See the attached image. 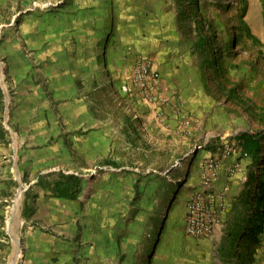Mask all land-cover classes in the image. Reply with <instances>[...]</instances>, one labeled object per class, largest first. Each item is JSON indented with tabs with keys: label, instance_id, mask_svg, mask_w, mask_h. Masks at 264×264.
<instances>
[{
	"label": "rangeland",
	"instance_id": "obj_1",
	"mask_svg": "<svg viewBox=\"0 0 264 264\" xmlns=\"http://www.w3.org/2000/svg\"><path fill=\"white\" fill-rule=\"evenodd\" d=\"M246 7L247 0H0V264H75V248L91 243V233L96 264H140L148 246H156L151 264H201L183 219L209 154L224 167L212 190L227 211L204 238L205 256L210 264H264V224L246 245L228 236L249 172L260 165L248 155L221 159L226 146L242 149L241 133L264 130V50L244 23ZM142 32L150 47L158 41L167 88L177 93L172 109L156 112L121 88ZM145 56L160 69L158 54ZM153 170L169 190L141 202L142 224L132 223L133 181ZM47 173L79 174L85 188L69 202L34 187L24 216L25 191ZM182 182L156 241L158 230L143 224L152 213L160 223Z\"/></svg>",
	"mask_w": 264,
	"mask_h": 264
},
{
	"label": "trees",
	"instance_id": "obj_2",
	"mask_svg": "<svg viewBox=\"0 0 264 264\" xmlns=\"http://www.w3.org/2000/svg\"><path fill=\"white\" fill-rule=\"evenodd\" d=\"M237 141L240 143L243 151L252 158L254 164L260 165L259 173H255L254 170L249 172L246 189L240 195L239 206L241 207V210H238L239 213L234 217L233 223L228 228V236L232 245L237 244L238 242L246 245L248 240H255L258 233L263 230L264 224V130L259 133H241L237 137ZM207 149L213 150L210 145ZM193 161L194 156L188 164L183 167L184 178L186 177ZM101 164L103 166L118 167V164L115 161L108 159L103 160ZM126 173L130 174L132 172L128 171ZM132 185L137 192V195L131 202L132 209L129 212L128 221L135 224H142V218L140 215L143 213V209L141 207V202L150 200L153 197H155V199L163 198L165 192L169 190L170 184L166 178L162 177L156 170H153L146 175L139 174L138 178L133 181ZM153 185L156 186L152 188ZM182 185L183 182L176 185L168 204V208L166 212L163 213L160 223L157 225L156 215L152 213L147 217L146 223L143 224L146 230H158V233H155L156 241H159L161 238L163 228L167 221V216L178 196L179 188ZM34 187L48 192L56 199L74 202L78 199L85 188V179L76 173H47L39 175L35 182L25 191L23 205L24 216H27L30 211L27 201L31 197ZM159 225H161V227H158ZM155 247L156 246L151 249V246H148L146 248L144 253L147 254V258L144 257V253L139 255L138 260L140 264L152 263Z\"/></svg>",
	"mask_w": 264,
	"mask_h": 264
},
{
	"label": "built area",
	"instance_id": "obj_3",
	"mask_svg": "<svg viewBox=\"0 0 264 264\" xmlns=\"http://www.w3.org/2000/svg\"><path fill=\"white\" fill-rule=\"evenodd\" d=\"M121 88L125 93H135L158 107L168 105L177 94L175 90L163 86L160 70L154 60L141 54L134 57L126 82ZM230 157L246 158L247 153L232 146L222 148L221 159ZM220 162L210 154L203 161L198 183L186 203L184 230L192 239L212 237L227 211L224 197L212 190L218 178ZM237 168L238 163L231 166L228 171L230 178L234 177Z\"/></svg>",
	"mask_w": 264,
	"mask_h": 264
},
{
	"label": "crops",
	"instance_id": "obj_4",
	"mask_svg": "<svg viewBox=\"0 0 264 264\" xmlns=\"http://www.w3.org/2000/svg\"><path fill=\"white\" fill-rule=\"evenodd\" d=\"M243 20H244L245 25L247 26V29H248L249 33H251L253 36L257 37V39L262 44L261 49L264 50V0H247V7H246V11H245ZM152 27L155 28L154 25H152ZM135 32H138V31H135ZM163 32H164V30H162V33ZM143 35L146 36V34L144 32L141 33V38H142L141 44H140V40L138 41V43L140 44V48H137L135 50L131 49V51H128V53L130 52L129 54H130L132 59L131 60L130 59L127 60V62H125L123 64L127 65L126 68L128 70L127 71L128 74H129V71H130V68H131V64H132V62L134 60L133 57H135L137 54H141V53H142L141 55H143L144 53L146 55H150L151 53L154 54V55L158 54L160 56V58H161V60H158V65L160 64V67H159L160 69L159 70H160V73H161V76H162V84L166 88L169 85H167V78L165 76V73L163 72L164 67L161 64V62L164 61V58L161 57V54H160V52H158V48H157V45H156L157 44L156 42H158V41H156V42L153 41V43H152V45L150 47L149 46L150 44L144 43ZM53 45H54V43H53ZM57 48H58L57 46H55V45L53 46V70H56L57 67H58V60H57L58 57L56 58ZM162 72L164 74H162ZM128 74H127V76H128ZM166 106H168L167 107L168 109H172L173 108L172 107L173 106V102L171 101ZM153 107H154V110L156 112L160 111L161 108H163V107H158V106H155V105H153ZM223 169H224V167L222 166V168H220V171H219L218 178L220 177V179H221L222 174L225 173V171ZM92 224L95 225V223H92ZM97 235L98 234H93V233L87 234V237H88L89 240H91V243L88 242L87 243L88 247L86 246L85 248L84 247H79V248L76 247L75 248L74 253H76V254L72 256L73 263L75 262V264L76 263L77 264L78 263L79 264H92V263L96 264V261L99 262V259L96 260V258L94 256H92V254L90 253V252H93L91 250L94 249V247H97L94 244L95 243L94 240L98 237ZM188 241H189L188 243H189V245L191 247H193L192 245H196L197 246V248H198L197 252H198L199 256H201L203 258V259H201V264H210L209 261L211 260V258H210V256H208V254L205 256L206 251L203 249L204 245L207 244L208 239H195V240H188ZM91 244H93V245H91ZM214 250H215V248H214ZM192 251H193V249H192ZM80 253H82L81 257H80ZM88 254H89V256H88ZM216 254H217V251H216ZM214 256H216L215 253H214ZM205 257H207L209 260H206ZM184 258H185V261L188 262V259H187L188 256H186ZM214 260L216 261V258ZM79 261H81V262H79ZM165 262H167V264H173L174 263V257H170ZM190 264H193V262L191 261Z\"/></svg>",
	"mask_w": 264,
	"mask_h": 264
}]
</instances>
